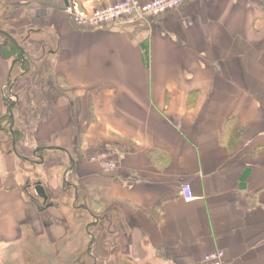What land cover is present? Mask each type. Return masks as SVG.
I'll list each match as a JSON object with an SVG mask.
<instances>
[{
  "label": "crops",
  "instance_id": "obj_1",
  "mask_svg": "<svg viewBox=\"0 0 264 264\" xmlns=\"http://www.w3.org/2000/svg\"><path fill=\"white\" fill-rule=\"evenodd\" d=\"M3 1L24 6L29 35L42 43L22 46L38 47V57L0 59V89L27 78L24 65L56 74L64 91L53 87L59 94L44 113L53 140L36 137L33 153L44 155L34 165L49 174L64 166L66 181L74 174L82 187L38 180L49 198L35 188L38 202L21 164L30 160L15 144L7 150L0 125V264H13L25 239L32 254L40 233L52 253L27 264L58 263L57 243L70 239L58 212L79 190L85 264H201L216 249L226 264H264V0H192L91 29L75 27L65 4L90 11L117 0ZM17 64L25 70L14 76ZM7 102L0 96V119ZM185 184L195 200L185 199Z\"/></svg>",
  "mask_w": 264,
  "mask_h": 264
},
{
  "label": "rangeland",
  "instance_id": "obj_2",
  "mask_svg": "<svg viewBox=\"0 0 264 264\" xmlns=\"http://www.w3.org/2000/svg\"><path fill=\"white\" fill-rule=\"evenodd\" d=\"M23 9H25L23 5L20 6V4L17 3L10 5L7 2L0 0V28L2 30L9 32L15 38L17 43L23 46V48L25 45H29L31 43L32 44L38 43V46L40 47V44L42 42L39 40H35L33 38L34 35L32 34L29 35L31 33L30 29L32 27L30 25L33 24L32 22H34V19H32V17L30 16L29 13H27V11L23 13L24 12ZM11 40L12 39L10 37L0 32V52L1 49L7 53L12 51V49L10 48L12 46ZM37 49L38 47L34 50L33 49L30 50V52L28 51L25 52V59L34 58L33 57L34 54H32L31 51H35V55L37 57L40 56L41 54L40 50L37 51ZM3 58L4 57H2L0 53V59ZM15 58L16 59L19 58L22 61L23 52L22 55L16 53ZM9 60H11L12 63L13 58ZM24 66L28 70L27 74H29V76L27 78H22V80L19 81L20 83L17 82L13 86H12V82L14 81V79L11 78V81L8 82V84H5L6 86L4 85L0 89V96L2 98V101L3 98L5 97L6 100L8 101L7 104L4 105L3 112L5 114L0 119V125L4 130V134H5L4 137L6 139L5 143L7 144V150L12 151L13 144H15L18 146L19 149L18 154L29 158L30 161H26L25 159H23L21 163L23 169L26 170L27 172L26 173L27 187H28L27 189L31 191L30 194L35 196L38 202L42 203L43 198L41 199L35 191V182L38 180L47 181L53 178V180L57 183L58 189L62 187L66 188L67 184H72L79 188L82 187V185H81V180L77 179L74 174L68 176L66 181V178L64 177L66 176L64 174V170L66 168H64V166L59 168L53 166V168H51V171L53 172L50 174H49L50 172L49 169L45 170L47 167L44 168L43 166H41L40 168L42 171L38 169L36 170L34 164L39 163L40 161L39 155H42L43 153L41 154L40 152H38L37 153L38 156L34 155L33 152L36 149L34 143H36V137H38L37 140L40 138L42 141H44L45 144L49 143V139L53 140V137L50 136L49 127L46 125L47 123L44 122L45 120L44 117L48 116V114H44V113L49 112V109L51 108L50 104L53 101V96L59 94L58 92H55L53 87L56 88L59 87L61 89L62 87H60L61 83L57 81L58 79H56V74L50 71L49 66H42V63H39L37 67L34 66L30 67L27 65ZM24 66L21 67V65L17 64L14 69H12L11 67L10 72L14 76L19 75L22 72H24L25 70ZM0 74H2L1 69H0ZM41 76L47 77V79L46 81L39 83L38 80L41 79ZM11 89L13 90L14 94H16L17 92L22 93L20 98V106H18V104L17 106H15L17 108L14 109L13 115L11 114V109L9 111V107L12 101L14 100L18 101V99L15 97V95L11 94ZM62 90L64 91V89ZM41 129L42 132H40ZM45 152L47 151L45 150ZM59 156L61 155L57 153V156L54 159L59 160L58 159ZM76 181H77V185L74 184ZM66 201L68 202V206L66 209L65 208L61 209L58 212L59 214L60 213L62 214L60 215V219L58 221L61 227L65 226V230L67 231L66 235L70 239L67 240L65 237L64 241H62L63 239H61L62 242L57 243L58 253L57 255L55 254L52 255V260L58 259V263L55 262V264H85L87 263L88 260L85 261L82 258L83 246L81 243V238L83 231L84 234H86V236H88V231H87V227L85 226V222H83L81 218V214L84 212V215L87 216L88 212L85 210H83V212L81 211L82 198L80 197V192L78 198H76L74 197V192L72 191L68 199H66ZM73 201H75L74 203L75 207L73 206ZM61 227L59 226L57 233L63 232V229ZM104 229L105 228L98 230V234L100 235L101 238L103 233H105L106 231V230L104 231ZM40 234L41 236L34 242V244H32L36 248V250L33 251L32 254L27 249L28 241L30 239H25L20 243V248H19L20 250L16 249L17 251L15 253V256L13 257L14 260L13 264H27L31 262V259H33V257L36 254L39 253H40V257L43 260L45 254L50 255L52 253V250L50 249L51 246L49 245V242L46 240L48 239V237H45L43 233ZM90 240L91 238L89 236V242ZM95 241L96 242H94L93 244L91 253L94 252L93 250L97 249V240ZM89 244L88 243L85 244L87 245L86 246L87 252L90 246ZM19 251L21 254H19ZM28 256L30 258H28ZM46 259L49 260L48 255H46ZM28 260L29 262H27ZM89 262L90 264H93L92 258H89ZM98 263L103 264L102 261L97 262V264ZM121 264H130V263L128 260L123 259L121 261Z\"/></svg>",
  "mask_w": 264,
  "mask_h": 264
},
{
  "label": "built area",
  "instance_id": "obj_3",
  "mask_svg": "<svg viewBox=\"0 0 264 264\" xmlns=\"http://www.w3.org/2000/svg\"><path fill=\"white\" fill-rule=\"evenodd\" d=\"M192 0H117L112 3L98 6L93 10L82 9L75 2H68L64 6V12L69 16L73 25L79 29H91L105 26L109 23L123 20L126 18H139L148 20L149 18L160 16L170 10L185 5ZM105 160V166L111 171L116 169L115 164L106 161L105 155H101ZM182 193L187 201H193L196 196L193 194L190 185L182 187ZM201 264H226L225 252L216 249L205 254Z\"/></svg>",
  "mask_w": 264,
  "mask_h": 264
},
{
  "label": "water",
  "instance_id": "obj_4",
  "mask_svg": "<svg viewBox=\"0 0 264 264\" xmlns=\"http://www.w3.org/2000/svg\"><path fill=\"white\" fill-rule=\"evenodd\" d=\"M0 32L3 33V34H5V35H7L8 37H10V38H11V39L17 44V46L19 47V49L23 52V58H25V52H24L22 46L19 45V44L17 43V41L15 40V38H14L9 32H7V31H5V30H2L1 28H0ZM17 79H18V78H16V79L12 82V86L16 83V80H17ZM11 94L15 95V97H16L17 99H19V94H18V93L14 94L12 89H11ZM16 102H17V100L12 101V103H11V105H10V108H11V109H12L13 106L16 105ZM48 148H49V149H53V148H57V147L49 146ZM39 149H41V147H38V148H37V150H39ZM35 152H36V151H35ZM42 158H43V157H42ZM35 188H36L37 193H38L41 197H43V198H45V199L48 198V195H47V193L45 192L43 186L41 185V182H37ZM52 205H53V202H50L49 204H47V206H52ZM42 207H43L42 209L45 208V206H42ZM94 223H96V220H95V222H93V224H94ZM93 241H94V237L92 236V239H91L90 244H89V245H90V246H89V249H91V247H92V245H93Z\"/></svg>",
  "mask_w": 264,
  "mask_h": 264
},
{
  "label": "trees",
  "instance_id": "obj_5",
  "mask_svg": "<svg viewBox=\"0 0 264 264\" xmlns=\"http://www.w3.org/2000/svg\"><path fill=\"white\" fill-rule=\"evenodd\" d=\"M11 41H12V43H11L12 46L10 48L12 49V51L7 53V52H5L4 50L1 49V52L0 53H1L2 57H4V58H8V59L13 58V59H16L15 58V54L18 53L19 55H22V52L18 48L17 44L13 40H11ZM16 60H20V59L18 58Z\"/></svg>",
  "mask_w": 264,
  "mask_h": 264
},
{
  "label": "flooded vegetation",
  "instance_id": "obj_6",
  "mask_svg": "<svg viewBox=\"0 0 264 264\" xmlns=\"http://www.w3.org/2000/svg\"><path fill=\"white\" fill-rule=\"evenodd\" d=\"M65 185H66V184H65ZM66 186H67V187H73L74 189H76V186H74V185L70 186L69 184H67ZM67 187H66V188H67ZM74 189H73V190H74ZM77 189H78V188H77ZM77 191H78V190H77ZM79 192H80V190H79ZM47 200H49V198H48ZM99 221H100V219H99ZM97 225H99V222H98ZM97 225H96V226H97ZM96 264H97V263H96Z\"/></svg>",
  "mask_w": 264,
  "mask_h": 264
}]
</instances>
